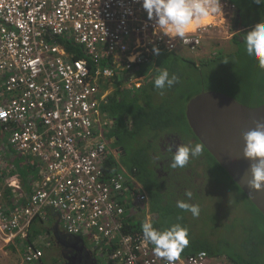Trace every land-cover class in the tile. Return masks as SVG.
I'll return each mask as SVG.
<instances>
[{"label": "built area", "instance_id": "obj_1", "mask_svg": "<svg viewBox=\"0 0 264 264\" xmlns=\"http://www.w3.org/2000/svg\"><path fill=\"white\" fill-rule=\"evenodd\" d=\"M219 2L221 14L179 38L148 18L142 0H0V126L8 133L6 144L0 140V170L8 147L39 161V179L23 204L18 178L8 174L0 183V249H17L15 264H45L27 236L47 210L65 233L106 247L109 264H167L142 231L123 232L127 187L122 175L104 172L109 119L102 105L117 73L179 47L194 52L204 39L232 37L238 9ZM59 38L86 58L73 60ZM144 79L131 77L126 88L139 89ZM139 193L135 205L146 211ZM176 264L232 263L200 251Z\"/></svg>", "mask_w": 264, "mask_h": 264}, {"label": "trees", "instance_id": "obj_2", "mask_svg": "<svg viewBox=\"0 0 264 264\" xmlns=\"http://www.w3.org/2000/svg\"><path fill=\"white\" fill-rule=\"evenodd\" d=\"M229 1L234 3L240 12L239 24L244 25V21H250V24L264 21V3H257L256 0ZM251 13H258L260 17L253 22ZM248 31L243 35H237L234 38V43L244 42L243 36ZM58 42L72 55L73 60L86 58L81 48L66 38H59ZM173 54H163L156 59L154 56L148 57L141 64L134 65L135 76H145L144 81L146 82L139 89L129 91L126 87L121 88L120 84L123 83L128 73L121 76L115 75L108 82L114 85L116 89L110 93L102 105V111L109 119L104 137L106 139L116 138V143L112 147H116V153L121 159L120 164L145 188L149 199L150 221L153 227L162 231L179 223L188 229L189 243L181 252V257H188L204 251L212 257H224L232 264H264V218L213 159L212 165L227 175L232 186L251 205V218L245 225L239 227L238 237L233 242L225 234L231 229L237 231L235 225L229 226L227 229L224 228L223 233H216L214 228V232L210 233V236L208 232L197 234L193 231V226L190 223H192V219L197 217L189 211L177 208L176 203L177 201H184L189 205H198L197 199L202 194L204 187L205 167L203 161L205 160L209 165H211V161L201 157L204 153L202 152L200 156L190 158L185 167L173 169L171 167L172 154L166 151L169 145L189 143L195 145L199 143L185 118L186 104L195 95L202 91L222 92L221 83L229 90L233 88V93L227 94L224 91L223 93L230 96H234L236 93L238 97L240 96L244 100L247 98L243 94L248 91L246 86L249 83L241 76V78L237 77L236 85H230V75L232 70L238 72L242 69L247 74L254 73L255 61L246 54L245 49L224 54L225 56L221 55L223 57L219 56L213 63L208 61L198 66L192 60L178 58ZM230 58L243 60L238 64L239 68L235 63H230ZM88 62L91 63L90 60ZM216 62H224V66L221 67ZM91 64L90 66H92ZM100 65L104 66V62H101ZM225 65H227L230 74L227 73L225 77L221 78L222 75L219 72L225 74ZM162 69H167L170 76L175 75L178 78V82L171 88L164 89L163 94H161L160 89L154 86V79ZM182 70L185 72L182 73ZM18 171L22 183L31 193L33 177H30L34 176V171L24 166ZM104 172L108 177L117 175L119 172L118 166L107 154L104 159ZM223 182L221 181V183ZM123 184L127 187L124 193L126 195L127 216L125 217L123 232L126 234L141 232V225L145 222V211L142 207H138V204L135 205V198L140 194V191L128 181ZM121 202L123 203V201ZM221 221H219V225L222 226L227 222L223 220L221 224ZM216 224L218 223L216 222ZM29 232L31 233V230ZM30 233H28L27 241L34 242L32 236L40 233V230H34L33 235ZM105 249L106 247H102L103 252ZM110 249H107L108 252Z\"/></svg>", "mask_w": 264, "mask_h": 264}, {"label": "clouds", "instance_id": "obj_3", "mask_svg": "<svg viewBox=\"0 0 264 264\" xmlns=\"http://www.w3.org/2000/svg\"><path fill=\"white\" fill-rule=\"evenodd\" d=\"M256 2L264 3V0ZM142 7L149 19L155 17L159 27L179 38L185 37L195 27L207 24L213 16L222 13L219 0H142ZM243 41L246 54L264 71V22L248 31L243 36ZM177 82L175 75L170 76L167 69H162L154 79V86L163 94L164 89L171 88ZM242 139L243 157L250 162L248 187L254 192L260 191L264 186V122H257L254 129L243 134ZM203 150L204 146L200 143L169 145L166 149L172 154L173 169L185 167L190 158L200 156ZM176 206L191 212L193 216L199 215L197 205L177 201ZM141 229L144 242L153 245L155 253L167 264H176L189 243L188 229L179 223L161 231L154 228L150 221H145Z\"/></svg>", "mask_w": 264, "mask_h": 264}, {"label": "water", "instance_id": "obj_4", "mask_svg": "<svg viewBox=\"0 0 264 264\" xmlns=\"http://www.w3.org/2000/svg\"><path fill=\"white\" fill-rule=\"evenodd\" d=\"M239 14L237 10L236 26ZM185 118L199 143L264 218V186L255 192L248 187L250 162L243 157L242 139L257 122H264V104L249 107L225 93L202 91L186 104ZM66 236L77 237L83 244L79 236ZM89 264L97 263L91 259Z\"/></svg>", "mask_w": 264, "mask_h": 264}, {"label": "rangeland", "instance_id": "obj_5", "mask_svg": "<svg viewBox=\"0 0 264 264\" xmlns=\"http://www.w3.org/2000/svg\"><path fill=\"white\" fill-rule=\"evenodd\" d=\"M251 14L253 16V22L258 17H260V14L258 13ZM223 44L225 43L215 42L214 49L216 50L217 56L212 58L211 63L218 59L219 56L223 57L221 55L225 54V51L223 50ZM233 47L235 51H241V49H245V44L244 42L235 43ZM195 52H190L185 48L179 47L173 55L177 56L178 58L180 57L192 60V58L196 59L195 55H201V53L194 55L193 53ZM242 61V59L239 60L236 58H230V63H235L237 68H239L238 64H240ZM216 64L221 65V67L224 66V62H216ZM184 72L185 70H182V73ZM253 72L254 73L247 74V72L243 69L238 72L232 70V74L230 75V85H236L237 77L241 78V76H243L244 79L249 83L246 86L248 91H245L243 94L244 97H247L245 100L240 96L238 97L236 93L234 95L236 97L232 96L235 100H237V102L249 107L257 106L259 103L264 104V71H261L258 66L255 65ZM219 73L222 75L221 78L225 77L227 73L230 74L227 65H225V74L221 72ZM208 84L210 83L208 82ZM220 87L227 94L233 91V88L229 90L225 86L221 85V83ZM203 165L205 167L204 187L202 194H200L197 199L199 216H195L197 218L192 219V223L190 224L193 226V231L197 232V234H200L201 232H208L209 236L210 233L214 232V228L216 229V233H223L225 230L224 228L227 229L229 226L235 225L237 226V231L231 229L225 234V236L228 235L233 242L238 237L239 227L241 225H245L248 220H250L252 207L246 201L244 196L232 186L231 182L227 178V175L222 170L218 169L215 165H212V162L211 165L207 164L205 160L203 161ZM221 181L224 182L221 183ZM220 220H225L227 222L222 226L219 225ZM216 222L218 224H216ZM84 241L90 242V240H88L86 237H84ZM52 254L54 255V252ZM46 255L51 256V253H47ZM97 256L100 264H109L105 257V251H100Z\"/></svg>", "mask_w": 264, "mask_h": 264}, {"label": "crops", "instance_id": "obj_6", "mask_svg": "<svg viewBox=\"0 0 264 264\" xmlns=\"http://www.w3.org/2000/svg\"><path fill=\"white\" fill-rule=\"evenodd\" d=\"M239 19H240V14H239ZM259 23H261V22L250 24V21H247V22L244 21V25H242L241 23L240 24L238 23V25L236 26L235 25V18H234L233 27H234V30L236 31L235 34H233L232 37L225 39V40L204 39L201 43V46L197 50H195L196 52L194 51L195 53H193L194 55L201 53V55L200 56L195 55L196 59L192 58V61H194V62L196 61L195 63H197L196 65L198 66L204 62L211 61L212 58H215L217 56L216 50L214 49L215 42H224L225 43V44H223V50L225 51L226 55L233 53L235 51L234 47H233V45L235 44L234 38L237 35H240V34L243 35L246 31H248L252 27H255ZM175 52H172V53H175ZM160 55H163V54H159V55L154 56L155 57L154 59H156ZM254 65H256V62L254 63ZM127 73H128L127 77L124 79L123 83L120 84L121 88H124L127 86L125 84L131 77H136L133 69L131 71L119 72L116 74V76L117 75L118 76L126 75ZM142 77L145 78L144 75ZM145 82L146 81H144L143 84H145ZM115 89L116 88L114 87V85L111 84L110 92L111 93L114 92ZM128 90L133 91L130 89H128ZM103 136H104V133H103ZM7 138H8V133L7 132L4 133V131L2 130V127L0 126V140L2 141V143L6 144ZM106 140H109V139L107 138ZM4 161H5V166L3 167V170H0V174H1L0 183H4L3 180L7 177L8 174L14 175L15 178H18L19 179V193L18 194L20 196H22V198L19 200V202L22 203L25 201V197H27L30 193L28 192V189L22 183V178L20 177L18 170L22 169L24 166V167H29L30 169H32L34 171L33 174H34L35 178H34V176L30 177V178L33 177L32 185H31V188H33V185L39 179L38 167H37V166H39V161L37 159L31 157V156L22 155L11 147L6 148V154H5ZM6 170H8L9 173H6ZM118 171H119L118 174L123 176L124 182H126V181L130 182V184L133 187H135L136 189H138V191L143 192L146 195V198H147L146 204L147 205H146V211L144 212L145 221H150L151 215L149 214V209H148L149 208V199H148V195H147L145 188L121 164L118 166ZM8 194H10V192H8ZM9 204H11V202ZM32 224L33 225H31V228H30L31 233L29 232L30 235L31 234L33 235L34 230H38V231L40 230V233H36L35 235L32 236L33 240H35L32 243H34L35 245L42 248V250L44 252V256H47L46 250L48 249V246L50 244H53L54 246L57 245V246L64 247V245H62V242L64 243L67 240V236H66L67 234L61 228V225H60V222H59V219H58L56 212L51 211V210H47L45 221H41V222H39V221L35 222L34 221ZM80 238L82 241H84V239L82 237H80ZM60 240H62V242ZM84 242H86V241H84ZM89 244H92L95 247H97L92 242H90ZM100 251L101 250H99V248L97 247V254ZM47 257L48 258L51 257L53 260L56 259L55 254L53 256L51 254V256H47ZM179 258H185V257L180 256ZM19 259L20 258H19L18 251H17V249H15L13 247H8L5 250H0V264H15L19 261ZM48 261H49V259L48 260L45 259L44 263L47 264L46 262H48ZM98 264H100L99 261H98Z\"/></svg>", "mask_w": 264, "mask_h": 264}, {"label": "flooded vegetation", "instance_id": "obj_7", "mask_svg": "<svg viewBox=\"0 0 264 264\" xmlns=\"http://www.w3.org/2000/svg\"><path fill=\"white\" fill-rule=\"evenodd\" d=\"M106 141V154L110 156V158L117 166H119L121 159L116 153V147H112L116 143V138H110ZM205 151H203L204 153L201 157H203L204 159L208 158L212 162L213 158L207 151ZM89 243L90 242L83 241L82 244L77 237L67 236L64 247L57 245L54 246L53 244H50L48 246V249L46 250L47 253L52 254L54 252L56 259L53 260L51 257L48 258L47 255L44 256V260L49 259V261L46 262L47 264H89L91 262V259H94L98 264L97 247Z\"/></svg>", "mask_w": 264, "mask_h": 264}]
</instances>
